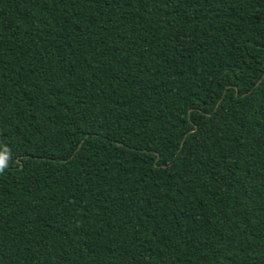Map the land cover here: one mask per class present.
I'll return each mask as SVG.
<instances>
[{
    "label": "trees",
    "instance_id": "obj_1",
    "mask_svg": "<svg viewBox=\"0 0 264 264\" xmlns=\"http://www.w3.org/2000/svg\"><path fill=\"white\" fill-rule=\"evenodd\" d=\"M0 264H264V0H0Z\"/></svg>",
    "mask_w": 264,
    "mask_h": 264
},
{
    "label": "clouds",
    "instance_id": "obj_2",
    "mask_svg": "<svg viewBox=\"0 0 264 264\" xmlns=\"http://www.w3.org/2000/svg\"><path fill=\"white\" fill-rule=\"evenodd\" d=\"M3 163V161L2 160H0V164H2Z\"/></svg>",
    "mask_w": 264,
    "mask_h": 264
}]
</instances>
